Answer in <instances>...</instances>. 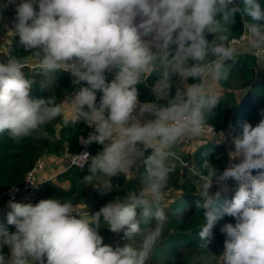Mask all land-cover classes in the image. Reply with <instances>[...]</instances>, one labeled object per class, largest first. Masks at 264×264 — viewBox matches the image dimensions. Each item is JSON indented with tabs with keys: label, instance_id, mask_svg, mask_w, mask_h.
Masks as SVG:
<instances>
[{
	"label": "clouds",
	"instance_id": "1",
	"mask_svg": "<svg viewBox=\"0 0 264 264\" xmlns=\"http://www.w3.org/2000/svg\"><path fill=\"white\" fill-rule=\"evenodd\" d=\"M9 3L16 5L10 32L30 54L0 59V134L19 144L33 136L49 138L45 126L57 119L63 127L83 120L94 129L83 143L102 145L94 156L83 152L72 157L78 167L90 160L89 174L82 177L86 185L111 191V178L124 174L132 180V169L141 158L145 170L138 188L95 214L67 198L35 204L10 200L7 220L15 230L0 224V249L6 245L10 251L7 258L0 251V264H147L171 222L165 210L166 189L177 160L196 177L197 208L204 218L191 264H264V109L255 126L245 121L240 134L229 133L234 146L229 156L239 162H230L222 172L208 162L198 167L179 157L185 141L208 131L216 134L208 120L222 99L218 83L228 79L229 62L235 64L247 51L264 67L261 0H243V7L236 0ZM236 14L243 20L247 49L233 39ZM29 67L32 70L25 71ZM60 71L74 77V91L64 100L55 95L32 98L37 75L49 78ZM106 73L114 74L110 81ZM154 73L159 77L152 85L156 101L141 103L138 85ZM173 77L181 86L174 99L161 105L158 101L168 97ZM189 78L196 82L189 84ZM97 91L102 92L98 102ZM218 136L219 143L224 142L225 134ZM229 179L235 181L234 195L217 210L222 192L230 191ZM214 181L220 189L210 193ZM224 216L235 223L221 228L226 239L216 255L209 245ZM141 221L148 227L137 241ZM102 227L123 232V245L103 243Z\"/></svg>",
	"mask_w": 264,
	"mask_h": 264
},
{
	"label": "trees",
	"instance_id": "2",
	"mask_svg": "<svg viewBox=\"0 0 264 264\" xmlns=\"http://www.w3.org/2000/svg\"><path fill=\"white\" fill-rule=\"evenodd\" d=\"M19 3V2H16ZM241 7H243V0H236ZM264 4V0H261ZM8 10L16 12V5L9 3L7 0ZM264 22V21H262ZM233 36L238 35L243 30V20L239 14L235 16V23L232 26ZM206 38L209 40L213 39L212 34H206ZM15 44V43H14ZM14 47V45L12 46ZM19 50H23V46L20 45ZM16 49L13 48L12 54L15 55ZM230 63V72L227 80L219 81L218 85L221 87L222 99L215 109V115L209 117L208 122L213 124L215 127L226 128L228 134H240L242 132V125L245 121L251 123L255 126L256 123L261 119L260 111L264 109V67H257V57L252 53L249 54L247 51L238 57L235 64ZM34 67V66H32ZM32 68H26L25 71H31ZM54 76L58 77V82L61 85L67 87L71 83L74 77L68 71H60ZM113 73H106V79L111 80L113 78ZM158 74L154 73L149 77L148 81L145 80L141 85H138L140 102H154L156 97L152 92V85L158 79ZM178 77H173L172 86L167 98L158 101L161 105H166L175 98L176 90L181 86V82L178 81ZM46 77L43 74H39L36 77L37 84L31 91L30 95L34 99L47 98L50 93L48 85L45 83ZM193 78L188 79V83H195ZM65 87V88H66ZM58 94V90H55ZM102 92L97 91V102L99 101ZM59 124L57 130L60 135L57 137L55 135L56 125L54 121L46 125L45 128L49 132V138L44 137H29L22 140L19 144L13 142L8 138L6 134H0V203L4 202L6 189L14 184H18L23 180L26 171L34 164L36 159L42 158L46 155L58 154V152L66 151L68 154L70 152L76 151L78 149L77 137L79 133H83L87 129V124L83 121H77L75 125H70L69 127H63L60 119L55 120ZM194 147H192L190 154L191 158L195 161H200L201 158L211 159L218 164V171L222 172L226 167L229 166L230 158L229 152L231 148L226 149L217 140L195 138L190 139ZM185 141V143H187ZM191 146L190 143H187ZM91 151L96 154L101 150V145L93 142L91 145ZM151 152L150 149L145 150L144 156L146 157ZM179 157H188L187 152H179ZM232 163L239 162V160H232ZM87 163L85 166L78 168L74 166L67 167L64 171H60L56 174V179L62 177L70 180L68 188L63 189L57 183L56 179L43 180L37 185L36 193L33 198V204L38 203L41 199H47L50 197L55 198H70L78 190L79 185L83 183L82 177L89 174V166ZM176 166H178L176 164ZM139 170L144 172L145 165L142 162ZM177 167L174 171V175L177 174ZM255 174V171L254 173ZM232 182V179H229ZM79 182V184H77ZM128 182H126L127 184ZM235 185V184H234ZM97 190L94 191V195ZM234 193H222L221 199L217 202V210L221 209L224 205L226 199H231ZM200 199L196 195V190L194 185H190L189 190L182 192L177 195L171 204V210H181L196 208L194 211L193 221L189 224V231L183 232L180 230H174L166 232L165 238L163 240L164 247L160 246L154 252L156 256L157 253H162L173 246L178 240H184L188 245H196L199 243V229L204 222L201 210L197 208V201ZM11 211L8 207L0 215V224L9 231L15 230L13 225H10L7 220V213ZM219 220L214 227V236L219 243V246H223V239L219 234V229L217 227ZM0 251L3 252L5 257L10 256V251L5 245Z\"/></svg>",
	"mask_w": 264,
	"mask_h": 264
},
{
	"label": "rangeland",
	"instance_id": "3",
	"mask_svg": "<svg viewBox=\"0 0 264 264\" xmlns=\"http://www.w3.org/2000/svg\"><path fill=\"white\" fill-rule=\"evenodd\" d=\"M1 2L3 3L2 5L7 4V0H0V3ZM16 2H20V0H16ZM0 13H2V17H0V59H3L4 57H7L8 55L12 54L13 48L16 49L17 53H15V55L17 56L29 55L30 50L25 51L23 49L21 51L18 49L19 46L21 45L19 41V36L18 35L13 36V34L10 32V30L14 28L16 12L8 10V7L6 8L0 7ZM139 19L140 18H137L136 23H139ZM13 45L14 47H12ZM241 46H245V43L242 44ZM32 66H34V62ZM257 67L259 68L261 66H257ZM55 79H56V83L54 85ZM45 83L48 85L50 93L52 94L54 93L53 95H55L58 98V100H64L66 98V95L74 91L76 87L72 82L69 83L67 87L64 85H61L58 82L57 76L46 78ZM55 90L56 91L58 90V94L55 93ZM67 114H70V112H68ZM54 124L56 125L55 135L59 137L60 135L57 132L59 128V124L56 121H54ZM227 135H228V139L231 141V136L229 134ZM187 143H190L191 146ZM187 143L184 142L179 152H187V153L189 152L187 154L188 157L183 158L180 156V159L184 160L185 162L194 164L198 167L202 166L205 162H208L209 164L212 165V167H216L218 170V164L215 161H212L211 159L201 158L200 161H195L193 158H191L190 151L192 147H194L192 144H194L195 142L192 143V141L188 140ZM233 150H234V146L231 145V151ZM58 154L67 155L65 151L58 152ZM46 158H47V155L45 156V165H47ZM60 161L64 162L63 163L64 169H61L60 171H64L67 168V165H65L64 157H61ZM231 161L232 160L230 158V162ZM51 162L49 163L50 164L49 166L55 167V164H54L56 163L55 159L52 158ZM141 162H142V158L137 161L136 165H134L132 169V172L134 173V178L132 180H128L124 176V174H119L117 176L112 177L111 183L113 187L111 191L104 192L102 189L96 188L92 185H86L83 182L81 185L77 186L78 187L77 192L67 199H71L74 203L78 204V206L83 211H85V213L88 211L89 214H95L106 203L115 200L117 197L123 198L130 191L135 190L136 188L140 186V180L144 173L142 170L138 169L140 168ZM175 164L178 165L176 166L178 169L177 174L174 175V172L170 174L169 184L166 189L165 210L170 216L171 222L167 225L165 229L164 238H165L166 232H170L174 230L188 232L190 230L189 224L193 221L194 215H196L194 212L196 208L181 209V210H176V211L171 210V204L174 201V199L177 197V195L182 192H185L186 190H189L190 185H194L195 190L197 191L196 177L191 175V173H188V169L183 168L181 164L179 163V160L175 161ZM200 171L201 173H203V169H200ZM54 179H56V177ZM126 182L128 183L126 184ZM55 183H57L63 189H66L68 188L70 184V180H68L65 177H62L60 179L57 178L55 180ZM77 184H79V182H77ZM227 184L230 186V191L228 193H234L235 181L232 180L231 182V180H228ZM219 189H220V186L217 185L214 181L213 187L210 189V193H215ZM96 190H97V193L94 195V191ZM151 223L153 222L150 221L149 224ZM226 223L234 224L235 220L234 218L229 217V216H224L222 219L219 220L217 227L219 229V234L223 239V246H219V243L217 242V240L213 238L212 243L209 245V248L213 254L219 255L223 251L226 234L221 232V228ZM147 227L148 225H145L143 221H141V232L136 237L137 241H140L143 238V235ZM100 234L103 237V243L112 245L113 247L117 245H123V243L125 242V240L123 239V232L113 233L107 227H102L100 229ZM197 244L192 246V245H188L184 240H178L175 244H173V246H170L169 248L166 247V250L164 252L157 253L156 256L153 255V258L149 260L147 264H191V261L195 258V255L198 251ZM160 246L164 247L163 242L158 247Z\"/></svg>",
	"mask_w": 264,
	"mask_h": 264
},
{
	"label": "built area",
	"instance_id": "4",
	"mask_svg": "<svg viewBox=\"0 0 264 264\" xmlns=\"http://www.w3.org/2000/svg\"><path fill=\"white\" fill-rule=\"evenodd\" d=\"M36 7L38 8V5ZM246 35L247 34L244 32V30H242V32L240 34L233 36V39L237 40L239 42V44L242 45V44H244V40H245ZM253 54L256 56L255 53H253ZM209 124L213 127L214 132L217 135L211 131H208L203 136H201L200 138L213 139V140H217L218 142H220L221 137H219L218 134L223 132L225 134V140H224V142H221L220 144L223 145L226 149L231 148L232 144L230 143V140L228 139L227 129L215 127L211 123H209ZM93 131H94L93 128L87 127V129L83 133L78 134V137H77L78 149L76 151L70 152L66 156L65 165H67V167H69V166L78 167V166L72 164V162H71L73 156H76L78 154H82L83 152H88L90 154V156L95 155L92 153L91 148H90L93 142L90 144L83 143V140H87L89 134L92 133ZM89 162H90V160L88 162H86L83 166H85ZM78 168H81V167H78ZM44 170H45V158L40 157V158L36 159L34 164L26 171V173L23 177V180L20 183L11 185L6 189L4 202L0 203V214L2 212H4L9 207L8 203L10 200H15L16 202H31L32 203L34 195L36 193L37 186L34 187L29 181L35 182V183H39L40 181H42L41 177H42V172ZM54 176L55 175H53V174L51 175L49 173H48V175H44V177L48 180L53 178Z\"/></svg>",
	"mask_w": 264,
	"mask_h": 264
},
{
	"label": "crops",
	"instance_id": "5",
	"mask_svg": "<svg viewBox=\"0 0 264 264\" xmlns=\"http://www.w3.org/2000/svg\"><path fill=\"white\" fill-rule=\"evenodd\" d=\"M2 2L0 3V6H2ZM242 47H244L245 49H247V45L245 44V46H242ZM179 79V78H178ZM179 81H180V79H179ZM188 82V81H187ZM218 87L221 89V87L218 85ZM222 90V89H221ZM141 103H145V102H141ZM146 116H147V118L148 119H152V118H154V117H152V116H148L147 114H146ZM101 150H102V145H101ZM65 153H67L66 151H65ZM68 154V153H67ZM96 155V154H95ZM66 156L67 155H59V154H53V155H47V158H46V163H47V165H45V170L42 172V177H41V180H44V179H46L45 177H44V175H48V173L49 174H53V175H56L58 172H60V170L61 169H64V165H63V163L64 162H61L60 161V158L61 157H64V161H65V159H66ZM55 159V161H56V163H54L55 164V167H52V166H49L50 164V162H51V159ZM51 163H53V162H51ZM1 215V214H0ZM10 253V252H9Z\"/></svg>",
	"mask_w": 264,
	"mask_h": 264
}]
</instances>
